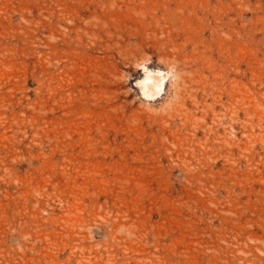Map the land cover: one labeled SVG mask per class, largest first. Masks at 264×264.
<instances>
[{
  "label": "rangeland",
  "instance_id": "rangeland-1",
  "mask_svg": "<svg viewBox=\"0 0 264 264\" xmlns=\"http://www.w3.org/2000/svg\"><path fill=\"white\" fill-rule=\"evenodd\" d=\"M0 264H264V0H0Z\"/></svg>",
  "mask_w": 264,
  "mask_h": 264
}]
</instances>
